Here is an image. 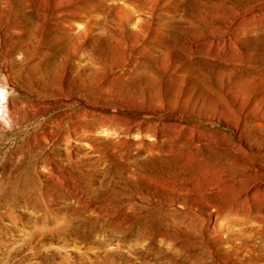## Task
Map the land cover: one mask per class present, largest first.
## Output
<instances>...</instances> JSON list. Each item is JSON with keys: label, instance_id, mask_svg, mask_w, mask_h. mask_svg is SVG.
<instances>
[{"label": "rangeland", "instance_id": "374dc122", "mask_svg": "<svg viewBox=\"0 0 264 264\" xmlns=\"http://www.w3.org/2000/svg\"><path fill=\"white\" fill-rule=\"evenodd\" d=\"M3 92L0 264H264V0H0Z\"/></svg>", "mask_w": 264, "mask_h": 264}, {"label": "bare ground", "instance_id": "6f19581e", "mask_svg": "<svg viewBox=\"0 0 264 264\" xmlns=\"http://www.w3.org/2000/svg\"><path fill=\"white\" fill-rule=\"evenodd\" d=\"M2 97L5 98V102H6L7 100H6L4 92H3ZM7 114H8V116H7ZM13 117H14V114H13L11 103H9L8 101L6 103H0V118L4 119L5 121L7 120V124L9 123L8 125H10V123H12V121L14 120ZM5 121H4V123H5Z\"/></svg>", "mask_w": 264, "mask_h": 264}]
</instances>
